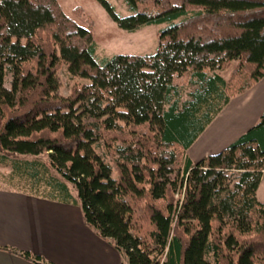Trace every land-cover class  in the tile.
I'll return each mask as SVG.
<instances>
[{
	"label": "trees",
	"instance_id": "1",
	"mask_svg": "<svg viewBox=\"0 0 264 264\" xmlns=\"http://www.w3.org/2000/svg\"><path fill=\"white\" fill-rule=\"evenodd\" d=\"M97 1L126 31L164 25L156 51L98 60L91 18L0 0V181L79 205L127 264H264V112L220 152L186 154L264 77V0H121L126 16ZM62 68L84 81L68 96Z\"/></svg>",
	"mask_w": 264,
	"mask_h": 264
},
{
	"label": "crops",
	"instance_id": "2",
	"mask_svg": "<svg viewBox=\"0 0 264 264\" xmlns=\"http://www.w3.org/2000/svg\"><path fill=\"white\" fill-rule=\"evenodd\" d=\"M263 112L264 77L230 98L186 150L188 158L195 163L220 152ZM8 249L28 251L48 264H127L124 255L86 225L79 205L0 187V264H39Z\"/></svg>",
	"mask_w": 264,
	"mask_h": 264
},
{
	"label": "rangeland",
	"instance_id": "3",
	"mask_svg": "<svg viewBox=\"0 0 264 264\" xmlns=\"http://www.w3.org/2000/svg\"><path fill=\"white\" fill-rule=\"evenodd\" d=\"M64 13L73 18L78 24L84 25L87 17L93 21V36L96 43V57L101 60L112 54H137L150 55L156 51L158 45L157 33L164 25H144L134 32H129L119 28L112 20L110 15L105 11L97 0H58ZM115 7L117 13L121 16L129 14L128 7L121 0H107ZM179 0H173L178 2ZM81 7L83 14L81 17L74 16L73 9ZM57 76L61 79L62 85L60 93L68 96L74 82L83 83L79 79H69L62 68L57 72ZM193 86H189L185 90L184 98L187 93L193 90ZM97 152L102 154L103 149L97 148ZM6 169L0 168V173H6ZM0 187H5L0 181ZM259 201L264 202V171L256 191Z\"/></svg>",
	"mask_w": 264,
	"mask_h": 264
}]
</instances>
